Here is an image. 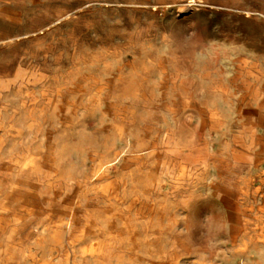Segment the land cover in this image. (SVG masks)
I'll list each match as a JSON object with an SVG mask.
<instances>
[{
    "label": "bare ground",
    "instance_id": "obj_1",
    "mask_svg": "<svg viewBox=\"0 0 264 264\" xmlns=\"http://www.w3.org/2000/svg\"><path fill=\"white\" fill-rule=\"evenodd\" d=\"M235 48L204 59L205 92L219 97L213 109L194 100L190 102L200 108H187L192 97L185 92L195 77L185 79L169 70L165 57L157 62V100L148 91L151 76L135 71L142 89L132 91L124 103L115 100L113 80L78 103L66 100L64 89L37 96L30 82L41 81V76L2 79L23 95V107H56L58 126L49 124L46 115L32 114L24 123L15 120L16 114L0 123V181L7 183L0 186V264H180L190 247L182 230L169 232L176 221L173 210H187L196 202L234 216L225 229L236 242L245 235L252 212L242 200L260 198L257 232L264 236V71L252 45ZM168 89L175 94L171 99ZM138 99L153 104L140 122L132 105ZM191 114L205 119L203 128L185 121ZM40 138L43 146L36 154ZM64 138L78 139L77 153L69 155ZM65 162L78 168L75 176L65 172ZM196 178L200 186H193ZM65 179H71L67 191L58 187ZM44 185L52 187L50 196L41 193Z\"/></svg>",
    "mask_w": 264,
    "mask_h": 264
},
{
    "label": "rangeland",
    "instance_id": "obj_2",
    "mask_svg": "<svg viewBox=\"0 0 264 264\" xmlns=\"http://www.w3.org/2000/svg\"><path fill=\"white\" fill-rule=\"evenodd\" d=\"M242 45L254 47V59L264 71V0H0V123L14 120L13 114H16L15 120L24 123L32 114L38 118L46 115L49 124L58 126L56 107L41 104L23 107V95L13 84L5 86L2 79L12 81L19 74L41 76V81L30 82L31 90L37 96L44 90L54 92L64 89V98L78 103L87 102L100 84L113 80L115 100L124 103L132 91L142 89L137 78L146 74L151 76L148 87L151 99L157 100L160 94L158 81L161 78L157 62L163 57L168 58L169 70L181 74L185 79L195 77V90L192 86L185 92V95L192 97L188 100L187 108L195 110L202 105V108L213 109L219 97L205 92L204 84L208 82L202 76L204 59L208 55L217 56L221 50ZM237 51L235 48L231 52L232 58L237 56ZM245 55L250 57V54ZM119 68H122L121 73ZM166 92L170 99L175 96L171 89ZM57 99L61 102V98ZM192 100L199 106H193ZM133 102L135 119L140 122L153 104H150L151 100L149 103H143L141 99ZM204 120L199 114H191L185 119L199 129L203 128ZM138 130L135 127L133 132ZM205 132L211 137L212 132L208 128ZM64 139L70 147L67 151L69 155L77 153L78 139ZM37 143L33 151L39 154L43 139L40 138ZM63 167L72 177L78 172V168L69 162L63 163ZM70 180L65 179L58 187L67 191L71 186ZM197 182L198 178L193 186H200ZM6 185V182L0 181V186ZM44 186L41 193L50 196L52 187ZM242 203L252 212L248 213L250 217L246 221L245 235L236 242L225 229L236 218L226 210L216 209L211 204L207 206L203 202H196L184 211L173 210L176 221L171 224L169 232L182 230L180 232L190 247L181 256L180 264H264V236L257 232L259 221L256 214L261 199L246 197ZM43 218L41 216V220ZM242 247L245 250L240 252ZM232 257L238 262L227 261Z\"/></svg>",
    "mask_w": 264,
    "mask_h": 264
}]
</instances>
